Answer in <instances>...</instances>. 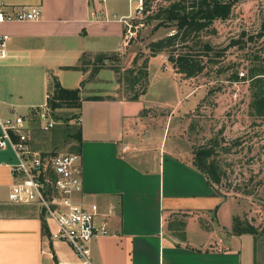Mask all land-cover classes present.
<instances>
[{
    "label": "crops",
    "instance_id": "crops-1",
    "mask_svg": "<svg viewBox=\"0 0 264 264\" xmlns=\"http://www.w3.org/2000/svg\"><path fill=\"white\" fill-rule=\"evenodd\" d=\"M109 1L0 0V10L8 14L40 10L37 20L0 23V35L8 36L7 55L0 59V115H26L42 106L54 77L65 89L80 88V138L70 140L66 153L80 156L82 189L75 201L108 231L88 244L92 264H253V239L231 234L232 215L226 224L217 219L225 199L194 168L192 153L177 143L166 151L164 134L149 129V110L178 109L180 96L147 102V86L137 100L109 99L94 92L98 86L88 87L90 70L74 69L84 54L92 62L98 54L124 52L129 15L112 19L119 10ZM113 78L104 68L94 82ZM175 79L173 73L165 80L174 85ZM32 129V148L51 153L34 146ZM2 152L0 264H81L69 245L48 239L52 223L37 205L7 201L14 178L2 164ZM238 239L245 243L243 253Z\"/></svg>",
    "mask_w": 264,
    "mask_h": 264
},
{
    "label": "rangeland",
    "instance_id": "rangeland-1",
    "mask_svg": "<svg viewBox=\"0 0 264 264\" xmlns=\"http://www.w3.org/2000/svg\"><path fill=\"white\" fill-rule=\"evenodd\" d=\"M191 1L188 0L187 4ZM170 2L172 0H162L151 15ZM108 6L119 10L114 15L121 12L131 15L133 10L132 7L129 9L125 0H110ZM145 18L127 21L132 26L133 35L126 47L123 45L124 52L118 54L120 60L108 62V66L104 67L112 70L109 66L112 64L119 68L118 73L112 70L113 79L103 83L94 82L97 73L92 75V64L84 66L85 70H90L86 81L93 83L88 87L98 86L99 89L94 92L107 94L109 99L129 100L142 90V82L137 80L132 84L126 70L141 72V65L147 60L149 88H145V92L148 88L145 101L159 102L165 96L173 101L175 93L181 98L178 109H150L146 115L149 129L158 128L156 133L164 134L166 151L177 143L192 153L196 148L213 143L214 156L224 172L222 180L215 186V191L225 199L217 219L220 217L221 222L226 224L232 215V219L238 217L254 226L258 236L254 240L249 235L254 245L253 264H264V116H257L250 109L251 96L258 91V86L264 94V78L256 83L251 76L252 69L264 65V35L260 33L264 0L235 3L225 20H215L207 30L189 36L185 43L154 56L149 44L175 31L170 25L156 28L160 24L159 19L146 21ZM206 45L210 50H206ZM177 53L191 56L202 68L201 71L191 77L176 71L169 58ZM136 56L138 61L133 66L132 60ZM173 73L176 79L174 85H169L166 80ZM60 116L62 126L53 118L57 124L46 132L40 131L38 125L32 123L31 136L35 147L49 150L50 154L69 151L72 142L64 131L72 132L77 127V109H64ZM66 125L69 129L64 127ZM164 126H167L165 131ZM3 155V161L14 160L11 152ZM236 245L243 253V239H238Z\"/></svg>",
    "mask_w": 264,
    "mask_h": 264
},
{
    "label": "built area",
    "instance_id": "built-area-1",
    "mask_svg": "<svg viewBox=\"0 0 264 264\" xmlns=\"http://www.w3.org/2000/svg\"><path fill=\"white\" fill-rule=\"evenodd\" d=\"M102 1L104 3L106 0ZM126 1L129 9L132 7L133 10L124 20V45L128 44L133 35L132 26L127 21L152 14L162 0ZM104 16L107 17L106 13ZM39 17L38 7L22 9L14 14L0 10V23L33 21ZM110 17L115 18L114 14ZM7 40V35H0V59L7 55ZM50 97L48 92L45 103L26 115H0V151L11 152L14 159L2 163L14 178L7 201L12 204L37 205L44 213V219L52 223L48 239L65 242L81 264H92L88 244L94 238L107 236L108 231L104 225L95 223L92 212L75 201V195L82 189L80 156L76 153H44L32 148L30 143L32 123H36L43 132L56 125L47 105Z\"/></svg>",
    "mask_w": 264,
    "mask_h": 264
},
{
    "label": "trees",
    "instance_id": "trees-1",
    "mask_svg": "<svg viewBox=\"0 0 264 264\" xmlns=\"http://www.w3.org/2000/svg\"><path fill=\"white\" fill-rule=\"evenodd\" d=\"M171 1V0H168ZM241 0H192L189 4L188 0H172L167 6H160L153 15H147L146 21L155 19L160 20V24L156 27L170 25L174 27L175 33L165 36L159 40L153 41L149 44L152 56L164 51L168 48H174L180 43H185V40L193 35L198 34L204 30H207L215 20H225L230 12L231 7L235 3ZM260 33L264 35V19L260 24ZM206 50H210L209 46H205ZM87 55H82L80 63L74 69H79L85 72L84 66L92 64V75L95 74L104 67L108 66V62H117L120 60L118 55L115 54H98L93 57L92 62L87 59ZM187 54L177 53L176 56L169 58L173 67L179 73H182L188 77L194 76L201 71V67L197 62L192 60ZM138 61L137 56L133 58L132 65L135 66ZM116 73L119 72L117 66L109 65ZM142 71L138 70L135 72L133 69L126 70L132 84L141 80L142 90L135 93L129 98L130 101L139 99L141 95L145 93L147 87V60L141 65ZM252 77L255 78L256 83H259L264 78V65H259L255 69H252ZM237 76H235L236 78ZM82 85L84 82L81 83ZM131 84V85H132ZM258 86V91H254L251 96L250 109L257 116H264V94ZM51 95L47 102L51 111L52 117L56 120H62L60 113L64 109H80L81 105V90L76 89H65L61 87L58 80L54 77L52 79L51 88L49 89ZM100 97H90V99H98ZM60 111V113H59ZM78 120V116L75 117ZM66 129H69L66 125ZM65 132V131H64ZM66 136L71 140H78L80 138L79 123L72 132H65ZM215 146L213 143L201 146L192 151V165L194 168L204 175L206 182L211 187L217 186L224 172L221 170L215 156ZM216 210V208H215ZM215 210L213 212H215ZM257 229L249 224L246 220H241L238 217H233L231 234L234 236H240L244 234L252 235L255 240L258 236ZM260 235V234H259ZM264 235V232H263Z\"/></svg>",
    "mask_w": 264,
    "mask_h": 264
}]
</instances>
